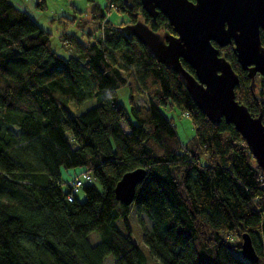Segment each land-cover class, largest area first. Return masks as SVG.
I'll use <instances>...</instances> for the list:
<instances>
[{
  "label": "trees",
  "instance_id": "16d2710c",
  "mask_svg": "<svg viewBox=\"0 0 264 264\" xmlns=\"http://www.w3.org/2000/svg\"><path fill=\"white\" fill-rule=\"evenodd\" d=\"M88 1L89 20H59L85 38L61 35L76 55L65 59L52 49L50 32L0 0V264H106L111 256L114 264H264V173L245 138L224 118L210 122L182 75L123 30L143 22L175 36L170 22L161 13L151 17L140 0H105L107 12ZM110 9L128 21L113 23ZM261 39L264 47V33ZM218 50L239 77L237 101L264 125V77L252 82L233 45ZM124 87L130 111L118 97ZM93 98L102 104L67 112ZM175 108L195 129L186 143L164 114ZM139 168L147 175L132 205L151 222L142 235L151 262L116 225L132 207L117 201L116 186ZM74 169L93 182L70 202L73 187L62 174ZM246 234L257 263L242 254Z\"/></svg>",
  "mask_w": 264,
  "mask_h": 264
},
{
  "label": "water",
  "instance_id": "95a60500",
  "mask_svg": "<svg viewBox=\"0 0 264 264\" xmlns=\"http://www.w3.org/2000/svg\"><path fill=\"white\" fill-rule=\"evenodd\" d=\"M151 17L159 13L177 35L153 32L145 23L123 28L126 35L145 45L156 60L182 75L188 93L209 119L218 124L224 118L245 138L252 156L264 173V125L239 104L235 90L240 84L230 62L218 48L233 45V51L252 82L264 77V0H140ZM214 44H216V47ZM190 64L196 76L181 61ZM143 168L128 172L117 184L115 196L123 206L135 201L136 190L146 178ZM242 254L247 261H259L251 236H243Z\"/></svg>",
  "mask_w": 264,
  "mask_h": 264
},
{
  "label": "rangeland",
  "instance_id": "374dc122",
  "mask_svg": "<svg viewBox=\"0 0 264 264\" xmlns=\"http://www.w3.org/2000/svg\"><path fill=\"white\" fill-rule=\"evenodd\" d=\"M11 2L20 10L26 11L28 15L37 22L40 28L45 31L47 30L52 34V49H54L57 54L65 59L76 56L72 48L65 46L61 35L63 33H69L85 41V38L81 36L82 31L72 23L67 27H64V25L61 24L59 20L64 17L76 18L77 20H89V17H91L90 12L92 10V3H90L88 0H45V8L44 10H41L37 7V4L40 2L39 0H11ZM94 3L101 5L104 8V12H107L105 9V6L107 5L105 0H94ZM107 14L109 19L115 24L120 23L121 21H128V17L126 15H120L114 9H110ZM118 97L121 104L126 107L128 111H130L128 88L124 87L119 90ZM138 99L139 104L145 102L146 105V97L139 96ZM101 104L102 100L93 98V100H89L84 103L82 107H77L76 105L72 104L67 108V112L71 116H78ZM164 114L167 117L174 119V125L175 129H177L179 139H181L183 143L189 141L195 133L191 118L187 117L186 115H182V112L177 108L168 111L164 110ZM83 174L84 172L81 169H74L64 171L62 177L64 182L70 183L73 179H75V177L82 176ZM78 198H80L82 201L86 199L83 190L78 195ZM116 225L121 230L123 235H130L133 238L134 242L145 251L147 259L149 262H151L149 248L144 243L142 237L145 229L150 230L152 228L151 222L148 220V218L144 215H141V217L138 216L135 206L132 205L127 221L120 219L116 222ZM88 238L93 245H97L101 241L100 235L98 233H91ZM105 261L106 264H114L112 256L107 257Z\"/></svg>",
  "mask_w": 264,
  "mask_h": 264
},
{
  "label": "built area",
  "instance_id": "2783aa9c",
  "mask_svg": "<svg viewBox=\"0 0 264 264\" xmlns=\"http://www.w3.org/2000/svg\"><path fill=\"white\" fill-rule=\"evenodd\" d=\"M93 182L92 176L88 173L83 174L82 176H77L71 181V186L73 187L72 192L68 195V200L73 202L75 196L79 193L81 188L86 186V184H91Z\"/></svg>",
  "mask_w": 264,
  "mask_h": 264
}]
</instances>
